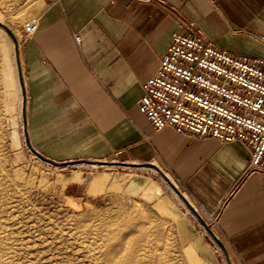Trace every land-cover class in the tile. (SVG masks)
Wrapping results in <instances>:
<instances>
[{"label": "crops", "instance_id": "0c3cea01", "mask_svg": "<svg viewBox=\"0 0 264 264\" xmlns=\"http://www.w3.org/2000/svg\"><path fill=\"white\" fill-rule=\"evenodd\" d=\"M183 19L221 49L264 58V0H35L16 35L29 138L55 160L169 171L207 223L208 212L219 216L212 230L225 247L199 234L204 264H264V174H244L249 150L155 130L139 107L172 34L187 31Z\"/></svg>", "mask_w": 264, "mask_h": 264}, {"label": "rangeland", "instance_id": "374dc122", "mask_svg": "<svg viewBox=\"0 0 264 264\" xmlns=\"http://www.w3.org/2000/svg\"><path fill=\"white\" fill-rule=\"evenodd\" d=\"M34 2L0 0V21L19 34ZM20 87L14 39L0 25V254L8 264H109L105 237L125 224L139 232L146 261L204 264L198 235L218 242L169 171L40 158L25 141Z\"/></svg>", "mask_w": 264, "mask_h": 264}, {"label": "built area", "instance_id": "2783aa9c", "mask_svg": "<svg viewBox=\"0 0 264 264\" xmlns=\"http://www.w3.org/2000/svg\"><path fill=\"white\" fill-rule=\"evenodd\" d=\"M175 31L154 75L142 83L139 107L155 130L240 142L250 152L244 174H264V58L231 53L203 36L192 20ZM38 17L24 23L31 37ZM79 45L81 35L73 32ZM208 225L219 216L208 212Z\"/></svg>", "mask_w": 264, "mask_h": 264}, {"label": "bare ground", "instance_id": "6f19581e", "mask_svg": "<svg viewBox=\"0 0 264 264\" xmlns=\"http://www.w3.org/2000/svg\"><path fill=\"white\" fill-rule=\"evenodd\" d=\"M149 188L152 190L151 187ZM125 227H127L125 228V230H120V229L118 230L115 228V230H112L111 232L109 231L105 237V241L107 242V247H108L107 249L109 251L108 263L109 264H157L158 261L156 262V260H154L153 258H151L153 260L146 261L145 257L140 256L137 253L136 244L134 242L136 232H134L132 228L126 226V224ZM125 234H128L127 241L123 240L124 239L123 236H125ZM0 264H8L3 253L0 254Z\"/></svg>", "mask_w": 264, "mask_h": 264}, {"label": "water", "instance_id": "95a60500", "mask_svg": "<svg viewBox=\"0 0 264 264\" xmlns=\"http://www.w3.org/2000/svg\"><path fill=\"white\" fill-rule=\"evenodd\" d=\"M0 25L2 27H4L13 37L14 39V45H15V51H16V59H17V65H18V73H19V79H20V83L22 85L23 88V77H22V71H21V65H20V59H19V43H18V39L16 37V35L14 34V32L11 30V28L5 24L4 22L0 21ZM22 115H23V128H24V135H25V141L27 146L40 158L49 161L55 165H61L63 163H65V161H57L49 156L44 155L43 153L39 152L37 149L34 148V146L32 145L30 138H29V134H28V129H27V121H26V110H25V95L23 94V107H22ZM69 162H87V163H92V164H99V165H110V164H114V163H118V164H126V165H132L133 163H127V162H117V161H111V160H96V161H92V160H87V159H81V160H77V161H69ZM182 195V194H181ZM183 199L185 200V202L189 205V207L195 212V214L198 216V218L200 219V221L202 222V224L204 225V227L211 233V235L215 238V240L218 242V244L224 248V244L222 242V240L214 233V231L212 230V228L208 225V223L206 222V220L204 219V217L197 211V209L194 207V205H192L189 200L182 195Z\"/></svg>", "mask_w": 264, "mask_h": 264}]
</instances>
